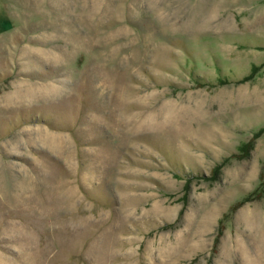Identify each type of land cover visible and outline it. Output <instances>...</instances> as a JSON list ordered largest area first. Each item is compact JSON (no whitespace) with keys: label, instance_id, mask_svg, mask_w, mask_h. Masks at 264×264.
<instances>
[{"label":"rangeland","instance_id":"obj_1","mask_svg":"<svg viewBox=\"0 0 264 264\" xmlns=\"http://www.w3.org/2000/svg\"><path fill=\"white\" fill-rule=\"evenodd\" d=\"M264 0H0V264H264Z\"/></svg>","mask_w":264,"mask_h":264},{"label":"trees","instance_id":"obj_2","mask_svg":"<svg viewBox=\"0 0 264 264\" xmlns=\"http://www.w3.org/2000/svg\"><path fill=\"white\" fill-rule=\"evenodd\" d=\"M261 184H264V183H261Z\"/></svg>","mask_w":264,"mask_h":264}]
</instances>
